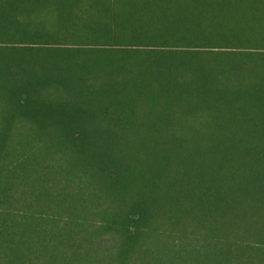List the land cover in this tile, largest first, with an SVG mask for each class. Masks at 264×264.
<instances>
[{
  "label": "trees",
  "instance_id": "trees-1",
  "mask_svg": "<svg viewBox=\"0 0 264 264\" xmlns=\"http://www.w3.org/2000/svg\"><path fill=\"white\" fill-rule=\"evenodd\" d=\"M0 264H264V0H0Z\"/></svg>",
  "mask_w": 264,
  "mask_h": 264
}]
</instances>
